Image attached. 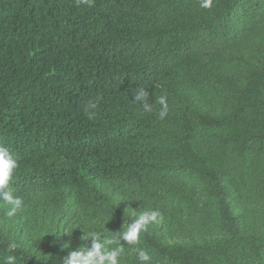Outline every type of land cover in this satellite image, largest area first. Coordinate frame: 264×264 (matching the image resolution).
<instances>
[{
    "label": "trees",
    "instance_id": "1",
    "mask_svg": "<svg viewBox=\"0 0 264 264\" xmlns=\"http://www.w3.org/2000/svg\"><path fill=\"white\" fill-rule=\"evenodd\" d=\"M200 3L0 0V145L24 200L0 205V260L15 241L17 264H62L149 209L152 264H264V0Z\"/></svg>",
    "mask_w": 264,
    "mask_h": 264
},
{
    "label": "clouds",
    "instance_id": "2",
    "mask_svg": "<svg viewBox=\"0 0 264 264\" xmlns=\"http://www.w3.org/2000/svg\"><path fill=\"white\" fill-rule=\"evenodd\" d=\"M77 6L86 5L92 7L94 0H76ZM200 6L204 9L213 7V0H201ZM134 101L142 106L143 111L151 113L153 105L148 102L150 93L145 88H139L133 91ZM98 100H89L84 105L85 115L92 119L95 117L98 108ZM160 105L158 112L159 119H165L169 114V105L166 95H160L156 101ZM19 167V158L14 156L10 150L0 145V205L5 208V216L12 218L24 210V200L21 196L15 194L12 188V182L15 173ZM162 220L161 213L158 210L146 209L140 212L136 218L123 230L114 232V234H105L102 229L94 228L88 232L83 231L82 241L91 239V245L84 243L68 253L63 258L62 264H121L125 255L135 254L140 264H152V257L143 248L140 247L143 234L148 232L149 226L158 224ZM126 245L130 246L126 250ZM19 247L15 241L7 245V254L0 264H17L18 257L15 251ZM65 247H69L68 245Z\"/></svg>",
    "mask_w": 264,
    "mask_h": 264
}]
</instances>
